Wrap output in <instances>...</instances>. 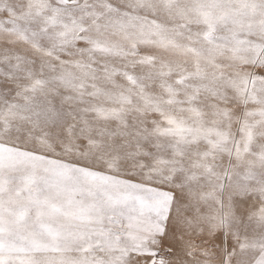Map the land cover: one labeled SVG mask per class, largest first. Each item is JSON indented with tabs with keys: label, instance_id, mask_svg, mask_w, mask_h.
Returning a JSON list of instances; mask_svg holds the SVG:
<instances>
[{
	"label": "snow or ice",
	"instance_id": "1",
	"mask_svg": "<svg viewBox=\"0 0 264 264\" xmlns=\"http://www.w3.org/2000/svg\"><path fill=\"white\" fill-rule=\"evenodd\" d=\"M0 264H264V0H0Z\"/></svg>",
	"mask_w": 264,
	"mask_h": 264
}]
</instances>
